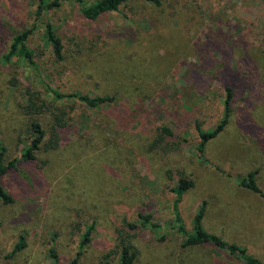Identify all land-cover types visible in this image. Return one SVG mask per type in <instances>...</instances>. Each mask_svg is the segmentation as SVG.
<instances>
[{
    "label": "rangeland",
    "instance_id": "rangeland-1",
    "mask_svg": "<svg viewBox=\"0 0 264 264\" xmlns=\"http://www.w3.org/2000/svg\"><path fill=\"white\" fill-rule=\"evenodd\" d=\"M38 3L0 0V146L5 166L15 160L3 176L13 201H0V264H69L86 224L93 230L78 264H116L122 238L134 264H243L211 244L183 243L172 191L180 177L192 182L177 203L184 227L192 230L204 202L207 231L264 262V0H129L95 20L78 0L38 18ZM45 21L61 39V61L42 39ZM34 24L36 66L5 60L13 36ZM45 83L113 100L60 102ZM224 85L233 92L228 120L200 155L196 125H221ZM28 90L45 110L25 108ZM62 108L66 125L49 147ZM32 120L44 138L24 160ZM249 172L259 192L239 185ZM139 213L159 227L141 224ZM21 235L25 245L13 251Z\"/></svg>",
    "mask_w": 264,
    "mask_h": 264
},
{
    "label": "trees",
    "instance_id": "trees-1",
    "mask_svg": "<svg viewBox=\"0 0 264 264\" xmlns=\"http://www.w3.org/2000/svg\"><path fill=\"white\" fill-rule=\"evenodd\" d=\"M61 0H38V8L36 14L38 18H42L43 13L46 10L52 9L60 5ZM129 0H96L93 3H86L84 0H78L80 2V12L81 14L91 20L97 19L99 16L108 13L117 11L119 7ZM151 2L155 5L160 4V0H145ZM37 29L36 24L27 28L21 32L15 34L12 38V42L9 46V50L5 54V60H10L12 57H18L21 60L25 61L28 66L34 67L36 66V62L34 60V53L33 49L28 46V40L33 32ZM42 39L43 41L50 45L52 48V54L56 61H61L63 59V44L61 42L60 37L57 35L55 28L49 21H45L43 23V32H42ZM46 92L47 94L51 95V97L55 100L60 102H66L68 97H75L84 104L90 107H97L104 103L112 102L113 98L110 96H89L85 94H65L58 89L54 88L49 83H45ZM224 116L221 125H219L216 129L212 131H204L198 125H196L198 135H199V142L196 146L197 151L200 155L204 152V147L207 141L214 137L219 130L222 129L225 122L228 120V115L230 112L231 101L233 99V92L231 87L224 85ZM45 101L40 100L38 95L35 93L34 90L27 91V101L25 108L32 113H37L42 110L46 109ZM66 111L64 108L60 110H56L53 113V121L54 127L56 130L54 131V136L52 139L49 140L48 146L52 147L57 144L58 139V128H62L66 125ZM31 128H32V139L26 148L22 151V158L24 160H31L34 159L35 152L41 147L44 138V130L37 120L31 121ZM162 131L166 134L171 135L172 132L167 127H162ZM3 156H4V148L0 146V201L3 204H8L13 201L12 196L6 190L3 185V176L6 171L10 168L15 166V160L10 161L7 166L3 163ZM255 172H249L243 177H238V183L244 188H247L254 192H259V188L255 181ZM192 186L191 180L186 177H180L177 181V184L172 187V191L176 194V200L174 203V214H175V221H176V228L184 235L183 243L188 246L200 245V244H211L214 247L224 250L230 256L235 259H238L243 264H264L258 257L248 252V250L239 245L236 242L228 241L222 238L221 236L211 233L207 231L203 224V217L205 212V203L202 202L199 209L195 212L192 218V230L188 231L182 222L181 216L178 212L177 203L180 197L185 193L190 187ZM139 219L141 220V224L150 225L153 228H158L159 225L155 224L151 221V216L149 214H138ZM125 224L128 226L129 229L135 230L137 225L135 223H131L125 220ZM93 230L92 224H86L84 229L81 231V235L79 237V241L76 246L75 256L70 260L69 264H78V260L80 254L84 251L85 247L88 245L91 239V233ZM24 237L21 235L15 244L14 250L17 251L20 248L24 247ZM52 257L55 259L56 255L54 253V249L50 250ZM136 258V253L132 244L122 238L120 241L119 246V256L116 264H134V260Z\"/></svg>",
    "mask_w": 264,
    "mask_h": 264
}]
</instances>
